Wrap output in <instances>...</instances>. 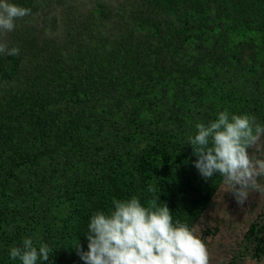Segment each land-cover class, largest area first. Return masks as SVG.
<instances>
[{"label": "trees", "instance_id": "obj_1", "mask_svg": "<svg viewBox=\"0 0 264 264\" xmlns=\"http://www.w3.org/2000/svg\"><path fill=\"white\" fill-rule=\"evenodd\" d=\"M124 1L114 28L110 0H57L54 23L10 0L31 14L6 34L19 55L0 54V264L24 237L52 249L37 264H84L75 245L113 198L159 196L194 228L222 185L194 167L195 124L227 109L264 125V0Z\"/></svg>", "mask_w": 264, "mask_h": 264}, {"label": "clouds", "instance_id": "obj_2", "mask_svg": "<svg viewBox=\"0 0 264 264\" xmlns=\"http://www.w3.org/2000/svg\"><path fill=\"white\" fill-rule=\"evenodd\" d=\"M31 14V9L10 0H0V54L19 55L18 47L9 48L4 40L16 27V20ZM196 132L187 137L197 157L194 167L207 181L219 174L224 192L234 195L243 206L250 195H264V159L250 154L264 136V125L254 115L219 111L217 118L195 124ZM148 191L156 189L149 186ZM159 196L142 203L137 196L113 198L112 207L95 212L88 224L85 251L80 241L75 250L84 264H210V253L194 228L175 220ZM52 249L47 243L37 248L31 237L13 246L9 257L20 264L48 261Z\"/></svg>", "mask_w": 264, "mask_h": 264}, {"label": "rangeland", "instance_id": "obj_3", "mask_svg": "<svg viewBox=\"0 0 264 264\" xmlns=\"http://www.w3.org/2000/svg\"><path fill=\"white\" fill-rule=\"evenodd\" d=\"M117 2V12L119 15L111 17L110 25L117 27L124 24L128 25L129 19H122V7L124 0H110ZM57 0H38V6L33 12V16L39 18L41 22L56 21V10L62 14V7H54ZM199 8V7H198ZM181 18L185 22L190 15L194 14L191 9ZM203 14H199L202 22L205 17L211 19V14L204 9ZM190 14V15H189ZM64 31V30H63ZM115 33V30H112ZM10 33V32H9ZM113 36V35H111ZM56 37L67 41L66 35H56ZM7 42L6 36L4 37ZM248 52H244V58H247ZM250 154L264 159V136H261L258 144L249 149ZM259 182L264 185V178ZM260 223L264 225V195L254 192L243 206L237 204L234 195L224 192L222 185L216 191L214 200L209 206L203 217L194 227L197 234L205 242L210 253V264H264V237L260 234L261 242H257L251 232V228Z\"/></svg>", "mask_w": 264, "mask_h": 264}]
</instances>
